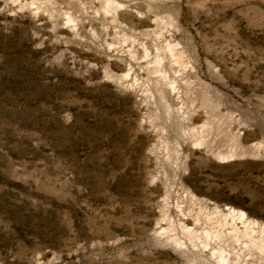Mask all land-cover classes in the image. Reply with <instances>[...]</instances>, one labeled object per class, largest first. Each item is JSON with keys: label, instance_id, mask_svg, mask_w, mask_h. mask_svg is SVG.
<instances>
[{"label": "rangeland", "instance_id": "rangeland-1", "mask_svg": "<svg viewBox=\"0 0 264 264\" xmlns=\"http://www.w3.org/2000/svg\"><path fill=\"white\" fill-rule=\"evenodd\" d=\"M215 207L264 224V0H0V264H200Z\"/></svg>", "mask_w": 264, "mask_h": 264}, {"label": "bare ground", "instance_id": "bare-ground-1", "mask_svg": "<svg viewBox=\"0 0 264 264\" xmlns=\"http://www.w3.org/2000/svg\"><path fill=\"white\" fill-rule=\"evenodd\" d=\"M108 2L110 6L114 5V2ZM168 47L176 61L180 62L182 53L174 45ZM160 61L157 59L155 62L160 64ZM227 209L228 212H225L215 207L209 214H203L201 208L196 212L179 209L181 214L177 226L187 235L191 247L199 251L201 258L196 259L201 261L200 264H248V261L253 263L254 260L242 258L243 254L246 257L258 253L264 258V224L250 219L242 210ZM173 230L171 226L164 227L162 232L179 249L187 250V242L182 241Z\"/></svg>", "mask_w": 264, "mask_h": 264}]
</instances>
